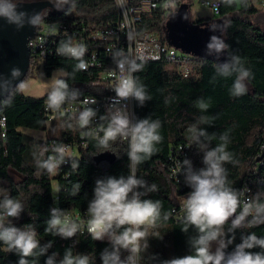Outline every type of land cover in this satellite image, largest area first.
Returning a JSON list of instances; mask_svg holds the SVG:
<instances>
[{"label":"trees","instance_id":"1","mask_svg":"<svg viewBox=\"0 0 264 264\" xmlns=\"http://www.w3.org/2000/svg\"><path fill=\"white\" fill-rule=\"evenodd\" d=\"M33 2L45 1L47 6L41 13V19L48 22H64L70 29L78 31V39L89 41V34L94 30L109 27L119 19V8L116 0H74L75 6L66 11H57L49 0H31ZM142 0H128L132 6H137ZM194 0H180L188 12ZM19 2H27L19 0ZM260 5V4H259ZM160 12H148L141 15L137 22L138 32L159 31L161 41L169 42L166 34V23ZM194 25L204 26L201 38L188 40L197 49H188L183 41L177 44L190 53V66H186L184 77L176 70L168 68L163 61L139 60L143 62V70L134 73L142 83L151 100L144 106H138L135 101V117L158 119L161 122L160 134L162 142L157 145L158 152L150 159L138 166L137 176L145 179L149 184L155 183L158 191L149 194L148 198L161 202L162 216L170 213L169 219H163L156 228H148L149 248L141 253L140 264H150L151 254H157L159 259L179 257L189 253L187 235L181 231L184 226L182 219H176L173 209L179 207L186 195L177 190L169 177V151L172 144H190V131L200 117L206 116L212 121L206 127L213 134L212 146L222 143L221 134L227 133L229 142L226 150L232 162L226 163L230 186L241 189L244 180L256 165V158L264 146V6L259 8L254 0H237L232 6L222 4L218 17L192 18ZM215 29L211 32L209 29ZM223 34V39L229 45L226 55H238L244 65L252 72V78L247 81L248 91L240 97L230 95L229 89L235 77L223 78L216 73L215 57L205 55V44L211 35ZM69 36L59 35L60 43ZM75 42L76 38L70 36ZM176 41V39H175ZM170 43V42H169ZM101 44V41H96ZM93 55H102V59L111 60L110 52H102L101 47H93V52H86L85 59H93ZM221 56L220 62L227 59ZM33 59V57H32ZM31 59V65H32ZM78 61L62 57L48 56L44 70L48 77L58 70H64L65 79L70 87L79 89L80 97L100 92L94 81L98 79L99 72L105 68H93L88 71H75ZM31 65L26 79L31 73ZM26 79L24 81H26ZM24 83V82H23ZM24 84H22L23 86ZM12 104L4 110L7 115L6 136L0 130V179L7 180V193L21 200L25 211L13 223L16 226L32 224L37 229V238L41 244L53 241L49 254L55 251L63 256L69 243L60 237H54L45 232L46 221L49 219V209L56 207L54 203L53 178L45 171L37 168V161L47 158L50 140H56L58 145L78 139L81 130L77 126L75 117L62 116L55 119L44 140H33L24 129L44 130L46 116L44 101L46 97H32L17 91L11 92ZM200 102L208 105L207 111H201ZM108 110H98V117H107ZM107 119L99 120L98 129L106 126ZM71 125V127H69ZM102 134V133H101ZM196 148V147H195ZM112 152L100 151L96 142L90 139L86 148L81 147V156L73 157L79 161V167L73 171L69 166L65 172L68 177L58 176L59 204L62 207L74 206L86 212L88 200L91 199L95 180L106 175L129 174V161L126 156L127 143L117 141L111 147ZM201 162V160H198ZM81 184L78 195L70 194L74 184ZM257 193L264 194V183L253 186L252 198ZM257 235H264V225L249 229ZM189 234H192L190 230ZM162 237V238H157ZM78 241L73 252L89 256L91 264H100L99 255L107 246V241H94L90 235L78 233L73 242ZM239 242V233H237ZM144 242H142L143 244ZM0 259L5 264H17L18 256L9 253L6 245L0 242ZM29 264H44L46 257H29Z\"/></svg>","mask_w":264,"mask_h":264},{"label":"clouds","instance_id":"2","mask_svg":"<svg viewBox=\"0 0 264 264\" xmlns=\"http://www.w3.org/2000/svg\"><path fill=\"white\" fill-rule=\"evenodd\" d=\"M57 11H66L75 6L74 0H49ZM122 3V0H119ZM237 0H219L226 6H232ZM246 3V0H244ZM19 0H0V20L14 26L17 31L25 26L38 27L40 14L29 12L21 7ZM162 8L171 18L178 14L176 0H163ZM186 19V17H185ZM211 32L215 29L210 28ZM229 45L218 35H211L205 44V55L215 57L216 73L225 79L235 77L230 95L240 97L247 93L252 72L242 59L235 54L226 55ZM87 47L83 43H74L71 37L62 41L56 49L58 56L66 57L78 63L75 71H87L89 64L85 60ZM227 59L220 62L221 56ZM112 59L123 75L112 87L115 95L110 99L111 110L106 126L93 129L98 110L89 107L96 100H86L82 108L77 109L75 119L77 126L85 137L95 140L97 154L112 152L111 147L117 141L127 143L126 156L129 161V174L106 175L95 180L91 199L88 200L86 215L87 223L67 218L60 207L49 209V219L46 221L45 232L61 239L76 237L84 228L92 240L107 241L99 255L100 264H140L141 253L149 248L148 228H156L163 219L167 221L170 213H161V202L149 197L157 192L155 183L139 178L136 174L139 165L158 152L163 137L160 134L161 122L158 119L133 118L129 112L128 103L135 100L138 106H144L151 100L145 86L138 81L134 73L143 70V62L130 60L121 50L113 52ZM18 67L10 69V74H0V111L12 104L11 90H22ZM13 81H18L13 84ZM80 97L77 88L70 87L65 79H57L47 94V108L58 112L64 105L76 102ZM201 111H207L208 105L200 102ZM212 121L201 116L192 125L189 147L195 146L202 153L201 167H194L188 157L179 159L176 171L173 173L183 177L184 184L190 189L185 197L181 212L183 227L181 231L187 235L189 253L179 257L159 259L157 254H151L150 264H264V235H257L249 229L264 225V194L257 193L254 198H245L246 189H236L230 186L225 164L232 162L226 146L229 142L227 133L221 134L222 143L212 146L213 134L206 127ZM71 127V125H69ZM102 133V134H101ZM181 147L180 151H183ZM53 155L37 161V168L49 175H56L62 165L70 163L73 171L79 167V161L66 157L63 145H53ZM118 158L117 153L112 152ZM54 182V181H53ZM58 183V182H57ZM82 185L74 184L70 194L80 193ZM25 211L24 204L8 194L0 192V242L6 245L9 253L18 256L17 264H29V257L44 256V264H91L86 254L73 252V247L65 249L61 257L58 252H51L53 241L41 244L37 238V229L28 223L16 226ZM190 230L192 234H189ZM239 233V242H237ZM162 238V237H157ZM142 242H144L142 244ZM75 243H78L76 241ZM74 243V244H75Z\"/></svg>","mask_w":264,"mask_h":264},{"label":"built area","instance_id":"3","mask_svg":"<svg viewBox=\"0 0 264 264\" xmlns=\"http://www.w3.org/2000/svg\"><path fill=\"white\" fill-rule=\"evenodd\" d=\"M179 1L176 0L177 8ZM119 8V19L105 27L103 29L94 30L89 34V41L85 39H78V31L73 28L70 29L64 22H48L40 21L39 26L36 29V33L29 40V46L32 51V57H37L43 64L48 56H56V49L60 44L59 35L73 36L76 38L74 43H83L87 47V52H93V47H101L102 52H110L111 60L102 59V55H93V59H85L89 64L87 69L105 68L99 72L98 79L94 81V86L100 89V92L96 94H89L79 98L76 102L64 105L58 112H53L47 108V99L44 101V112L46 116V129L49 130L52 122L58 117L72 116L75 117L77 109L82 108L84 101L95 99V104H89V107H93L97 110H111L110 99L115 95L112 87L116 82L126 73H121L114 60L112 59L113 52L121 50L125 56L130 60H154L163 61L168 68L176 70L184 77L186 75V66H190V53L183 51L181 48L169 43L161 41V32L159 31H145L138 32L136 24L141 20V15L148 12H160L163 19H168L169 13L165 12L162 8L163 0H142L139 5L132 6L128 3V0H116ZM199 2L209 9L211 17L215 18L220 15L222 3L219 0H199ZM260 6H264V0L259 2ZM96 41H101V44L97 45ZM3 108L0 111V130L2 136H6L7 130V115ZM129 112L135 117V100H131L128 103ZM99 117L93 122V129L98 130ZM83 130L79 133L78 139L71 142H65L62 145L65 147L66 157H80L81 147L86 148L89 144L90 138L85 137ZM53 145H58L56 140H50L48 144L49 155H53L51 149ZM183 147V151L180 149ZM264 149V146H263ZM263 151V150H262ZM261 154V153H260ZM199 156V157H198ZM188 157L192 160L194 167H201L202 153H199L195 146L189 147V144H172L169 151V177L173 181L177 190H181L187 196V192L190 189L184 184L183 177L174 175L176 171L177 161ZM198 158V159H197ZM70 163L62 165L60 171L56 175H51L53 181L58 182L59 174L63 177H68L69 172H65V167ZM264 183V158L260 161H256V165L253 167L252 172L244 180L241 189H246V197L252 198L253 186L256 184ZM184 201V200H183ZM54 203L56 207L62 208L68 219L76 220L86 225L87 215L86 212L80 210L74 206L62 207L59 204V195L54 194ZM182 204L173 209V214L176 219L181 220L183 213L181 212ZM86 227L83 230V234H87ZM67 242L73 248H76L78 244L73 242V238L67 239ZM75 243V244H74Z\"/></svg>","mask_w":264,"mask_h":264},{"label":"rangeland","instance_id":"4","mask_svg":"<svg viewBox=\"0 0 264 264\" xmlns=\"http://www.w3.org/2000/svg\"><path fill=\"white\" fill-rule=\"evenodd\" d=\"M27 2H33L31 0H25ZM261 0H254L256 6L261 8L259 5V2ZM178 14L174 18H170L168 22L166 23V34L169 39V42L172 43L175 39H178L183 36V24L187 23V25L190 27L188 31L192 32L194 34L195 30H197V26L192 23V18H198V17H207L210 16L209 9L202 5L199 0H194L192 6L190 7L188 14L186 15V19L183 17L184 13V7L183 5L178 6ZM44 21V20H42ZM223 38V34H220ZM194 36L186 37L183 42L186 43V47L188 49L195 48L196 46H193L191 43H187L188 40L194 39ZM66 75V72L64 70L58 69L56 70L52 77H48L46 75V72L44 70L42 62L37 58L33 57L32 59V65H31V73L29 74L26 81H24V85L22 87V90L24 93L28 96L32 97H46L48 92L51 90L52 86L55 84L57 79H60ZM24 132L31 137L33 140H44L47 137V132L44 130H31V129H24ZM7 180L0 179V192H7ZM58 183L56 181L53 182V190L54 194H57ZM0 264H5V261L0 259Z\"/></svg>","mask_w":264,"mask_h":264},{"label":"water","instance_id":"5","mask_svg":"<svg viewBox=\"0 0 264 264\" xmlns=\"http://www.w3.org/2000/svg\"><path fill=\"white\" fill-rule=\"evenodd\" d=\"M20 3L22 4V8L27 9L29 12L37 11L40 16L47 6L45 1ZM36 29L37 27L25 26L23 29L17 31L14 26L8 25L3 20H0V74L8 76L11 68L18 67L21 70V76L19 77L20 83L23 84L28 75L32 59L29 40L35 35ZM192 40H195V38ZM171 44L181 48L177 44V39ZM17 82L18 81H13V84ZM14 89L15 87L11 92ZM262 158H264V149L256 160L260 161Z\"/></svg>","mask_w":264,"mask_h":264},{"label":"flooded vegetation","instance_id":"6","mask_svg":"<svg viewBox=\"0 0 264 264\" xmlns=\"http://www.w3.org/2000/svg\"><path fill=\"white\" fill-rule=\"evenodd\" d=\"M187 14H188L187 11L184 9V13H183L184 19H185V17H186ZM196 26L198 28H197V30H195V32L193 34L192 32L188 31V29L190 27L187 25V23H184L183 24V32H184V34H183L182 37L178 38L177 41L178 42L183 41L186 37H188V35L191 36V37L194 36L195 39L196 38H201L200 37V34L204 31L205 27L204 26H200V25H196Z\"/></svg>","mask_w":264,"mask_h":264},{"label":"bare ground","instance_id":"7","mask_svg":"<svg viewBox=\"0 0 264 264\" xmlns=\"http://www.w3.org/2000/svg\"><path fill=\"white\" fill-rule=\"evenodd\" d=\"M45 132H48V129H46V126H45V129H44ZM199 157V156H198ZM198 159V158H197ZM76 242V241H75Z\"/></svg>","mask_w":264,"mask_h":264}]
</instances>
